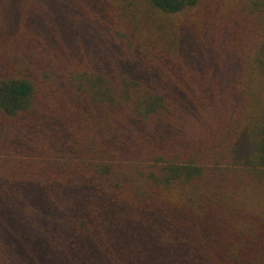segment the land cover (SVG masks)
Segmentation results:
<instances>
[{
	"label": "trees",
	"instance_id": "16d2710c",
	"mask_svg": "<svg viewBox=\"0 0 264 264\" xmlns=\"http://www.w3.org/2000/svg\"><path fill=\"white\" fill-rule=\"evenodd\" d=\"M0 264H264V0H0Z\"/></svg>",
	"mask_w": 264,
	"mask_h": 264
},
{
	"label": "rangeland",
	"instance_id": "374dc122",
	"mask_svg": "<svg viewBox=\"0 0 264 264\" xmlns=\"http://www.w3.org/2000/svg\"><path fill=\"white\" fill-rule=\"evenodd\" d=\"M76 17V16H75ZM78 17V19H80V18H87V16H85V14L82 16V15H80V16H77ZM94 30H97V28H95V29H92L91 27H88V26H85V25H82L81 27H80V29H79V32H81V34L83 35V36H86V38H89L91 35H92V33H93V31ZM81 37V40L82 41H84V42H86V39H85V37ZM99 42V41H98ZM94 45H96V44H98V43H93ZM221 78H222V75H221ZM220 78V79H221ZM230 83L231 82H228L226 79H224L223 80V82H221V84H220V86H219V88H218V90H219V92H225V94L224 95H232L233 94V89L232 88H230ZM220 98H225V97H220ZM224 102H225V104L227 103V99L226 100H224ZM228 106H225L224 107V109H228L227 108ZM215 112H216V115H217V117L219 118V119H222L223 118V116H222V112H221V110H217L216 108H215ZM201 113L203 114V117H200L199 118V121H200V123L202 124V125H206L208 122H209V116H208V114L206 113V111H201ZM50 118H53L52 116H49ZM24 118H21L20 120H19V126H20V128L21 129H19L18 130V134L19 135H21L22 134V138L24 139V140H31L32 138H33V131H35V128L34 127H30V126H26L25 125V123H24ZM33 123H35V121H33ZM54 126H56L57 124H56V122H54V124H53ZM196 127H198L197 125H195ZM209 130H212L214 133H218L220 130H218V131H216L215 130V123L213 122V119H211V122H210V124H209V126L207 127ZM207 134H208V132H207V129H203ZM11 131H12V133H14L15 131H13L12 129H11ZM54 133L55 134H58V132L57 131H54ZM64 139H66V140H68V138L67 137H64Z\"/></svg>",
	"mask_w": 264,
	"mask_h": 264
}]
</instances>
